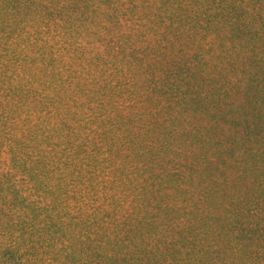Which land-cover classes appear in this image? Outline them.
Wrapping results in <instances>:
<instances>
[{
	"label": "trees",
	"instance_id": "1",
	"mask_svg": "<svg viewBox=\"0 0 264 264\" xmlns=\"http://www.w3.org/2000/svg\"><path fill=\"white\" fill-rule=\"evenodd\" d=\"M2 153L38 183L264 209V0H0Z\"/></svg>",
	"mask_w": 264,
	"mask_h": 264
},
{
	"label": "rangeland",
	"instance_id": "2",
	"mask_svg": "<svg viewBox=\"0 0 264 264\" xmlns=\"http://www.w3.org/2000/svg\"><path fill=\"white\" fill-rule=\"evenodd\" d=\"M2 170L0 264H264V209L232 191Z\"/></svg>",
	"mask_w": 264,
	"mask_h": 264
}]
</instances>
